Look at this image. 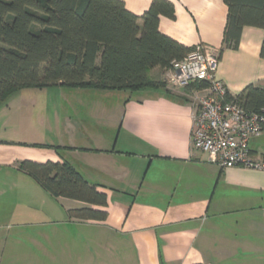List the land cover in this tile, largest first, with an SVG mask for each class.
I'll return each mask as SVG.
<instances>
[{
	"label": "crops",
	"instance_id": "obj_1",
	"mask_svg": "<svg viewBox=\"0 0 264 264\" xmlns=\"http://www.w3.org/2000/svg\"><path fill=\"white\" fill-rule=\"evenodd\" d=\"M122 1L141 15L152 0ZM168 1L175 16L159 17L161 33L185 46L221 49L222 0ZM262 39L260 28L246 26L238 48L219 55L216 77L230 95L250 83L264 86ZM239 58H251L249 66H238ZM148 74L164 86L81 88L88 108V100L97 107L113 98L121 108L109 132L94 124L95 137L71 132L42 144L28 136L35 106L12 104L21 89L0 104V264H264V168L209 162L190 142L191 101L204 89L170 87L159 67ZM67 125L74 128L69 119ZM259 137L250 142L257 159L264 152ZM22 160L68 162L106 193L105 218H71V209L95 206L51 196L17 167Z\"/></svg>",
	"mask_w": 264,
	"mask_h": 264
},
{
	"label": "trees",
	"instance_id": "obj_2",
	"mask_svg": "<svg viewBox=\"0 0 264 264\" xmlns=\"http://www.w3.org/2000/svg\"><path fill=\"white\" fill-rule=\"evenodd\" d=\"M222 1L227 15L218 54L237 49L243 28L250 26L263 31L259 56L264 59V0ZM160 16L174 18L170 1L152 0L136 15L122 0H0V104L26 87L131 91L164 86L148 71H167L195 45L185 46L161 33ZM228 97L246 110L264 112V86L250 83ZM259 160L264 164V152ZM17 167L51 196L95 206L71 209V218H105L106 193L68 162L22 160Z\"/></svg>",
	"mask_w": 264,
	"mask_h": 264
},
{
	"label": "built area",
	"instance_id": "obj_3",
	"mask_svg": "<svg viewBox=\"0 0 264 264\" xmlns=\"http://www.w3.org/2000/svg\"><path fill=\"white\" fill-rule=\"evenodd\" d=\"M218 58L216 49L196 44L167 70L170 87L206 83L205 93L191 101V147L221 168L263 169L264 164L251 153L250 142L264 134V112L246 110L239 100L228 97L225 83L216 77Z\"/></svg>",
	"mask_w": 264,
	"mask_h": 264
},
{
	"label": "rangeland",
	"instance_id": "obj_4",
	"mask_svg": "<svg viewBox=\"0 0 264 264\" xmlns=\"http://www.w3.org/2000/svg\"><path fill=\"white\" fill-rule=\"evenodd\" d=\"M236 54V53H235ZM234 55V58H237V55ZM251 60V58H249ZM249 59L239 58L238 66L242 65V68H245V65H248ZM237 62H235L236 64ZM257 69L256 63L253 61L251 63V67ZM227 71L229 68L225 66ZM125 95H129L130 92H122ZM23 94V95H22ZM22 95V96H21ZM81 88L76 87H67L62 85H53L48 86L46 88H32L26 87L21 89L13 101V105H25L28 108H31V105L35 106V111H37L38 116L34 117L35 123L34 127L28 128L30 129L28 135L30 138H34L38 140V142H42L40 140H49L52 139V136L55 135H68L77 134V137L83 135H89L90 137L98 136L97 126L94 124H98L99 126H104L106 131L109 132L110 126L114 125L115 118L121 111V108L117 106L119 102L117 99L113 98L108 99L107 101L98 102L99 106H95V102L93 100H88L86 103L90 102L92 104L91 108H88L87 105H84L81 102ZM102 103V104H101ZM105 107H103V106ZM94 106V107H93ZM66 119H69L70 122L74 125V128L65 129L64 122ZM84 127L85 129L81 130ZM103 130L98 127V132ZM73 130V131H72ZM259 146L258 151L264 150V134L258 138ZM43 144V142H42ZM259 151V152H260Z\"/></svg>",
	"mask_w": 264,
	"mask_h": 264
}]
</instances>
